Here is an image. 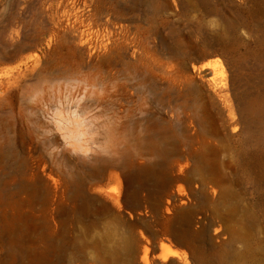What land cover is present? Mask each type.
Masks as SVG:
<instances>
[{
	"label": "rangeland",
	"instance_id": "rangeland-1",
	"mask_svg": "<svg viewBox=\"0 0 264 264\" xmlns=\"http://www.w3.org/2000/svg\"><path fill=\"white\" fill-rule=\"evenodd\" d=\"M0 189L72 208L79 264H264V0H0ZM32 223L0 264H66Z\"/></svg>",
	"mask_w": 264,
	"mask_h": 264
},
{
	"label": "bare ground",
	"instance_id": "bare-ground-1",
	"mask_svg": "<svg viewBox=\"0 0 264 264\" xmlns=\"http://www.w3.org/2000/svg\"><path fill=\"white\" fill-rule=\"evenodd\" d=\"M146 145L150 148H153V149L156 146L155 142L151 138H148L146 140ZM166 154L167 153H163L162 155L159 154V156L165 157ZM98 171L99 170H95L92 174H97ZM154 178H155V170L151 166L141 167V168L136 170L135 174L132 177L131 176L128 177V182H130L134 187V190L132 192V193H134L133 199H132V202L129 204L128 207L136 208L139 205L138 199H137L138 193L143 189L144 185L153 181ZM164 186H165L164 183L161 182L160 187L163 189ZM0 191H2V190L0 189ZM20 194H25V196H27L29 199L27 201V203H30L29 207L31 206L30 207L31 210L29 211V213H26L27 211L23 212L22 210H20L21 206L23 205L22 200H20V201L17 200V197L20 196ZM44 194L45 193H43L40 197H36L37 196L36 193H1L0 192V243H3V245L7 247L8 251H9L8 253L13 255L15 253V251H17L16 249H19L17 247L18 246L20 247L21 243L24 242L25 239H27L28 237L33 238V235L31 234L32 235L31 236L29 234L27 224H26L27 219H31L33 221V223H32V226L30 228V232L33 233L34 236L38 240H40L41 251L45 255H48L50 258H52L54 260L55 259L62 260L66 264H72L75 261H76V263H78L79 261L77 262V260L81 257V254L83 252L87 251L89 248L94 249V247L96 246L94 244L98 243V242H92V243L90 242L89 245L84 243V242H83V244H80V243L78 244L77 243V241H78L77 237L74 236V234L71 235V233H70L71 232L70 229H71L72 224L71 225L69 224L70 229H68L69 227L67 225V223H68L67 215L70 216V214H66V213H68V212H66V209L68 211L70 209L71 210H73V209L72 208L69 209L68 207L66 208V206H64V208H66L65 210L63 209V207L61 208V210H60V208L58 209L57 207L51 208L50 202H52V200L49 201L47 198L48 194H47V196ZM68 194H69V196L68 195L67 196L70 198L71 204H72V201L74 203H77V205L73 204V206H75L74 208L84 207L83 206L84 204H86V203L89 204V202H91V200L93 199V198L91 199L88 196H85L83 193H68ZM77 201H79L80 204H78ZM35 205H37L36 207H38V209H35L33 212V209H34L33 207H35ZM88 206H90V205H88ZM84 209H86V208H84ZM35 211H36V213H35ZM96 211H95V213H96ZM97 212L99 213L98 216H100V212L99 211H97ZM80 213L81 214H78V215H82V212H80ZM83 213H84V211H83ZM89 213H91V211ZM91 214L94 215L93 212ZM103 215H105V214H103ZM69 216H68V219H69ZM70 217H72V215ZM83 217H82V219H83ZM85 217H86V215H85ZM88 217L90 218V216H88ZM88 217H86V218L89 219ZM76 218H77V216H75L74 223L77 220ZM71 219H74V218H71ZM93 219H94V217H93ZM93 219H91V221ZM100 219L101 220H99V221H102V218H100ZM105 219H106V217L104 218V220ZM80 220H81V218H80ZM84 221H85V219H84ZM96 221H98L97 218H96ZM81 222H82V220H81ZM85 222H88V220ZM177 222L180 224H183V225H189L191 223V217L187 214H180L177 216ZM78 223H80V222L77 221V224H76L77 227H78ZM93 223H96V222H91L90 224H93ZM80 224L82 225L83 223H80ZM105 224L108 225V223H105ZM105 224H103V225H105ZM109 224H110V222H109ZM111 225H113V224H111ZM111 225H109V226H111ZM84 226L86 227L87 224ZM84 226H82V227H84ZM109 226L107 228H109ZM79 227H80V225H79ZM97 227H95V228H97ZM88 228H91V227H87L86 229L88 230ZM93 228L94 227L92 226L91 229L93 231H95ZM99 228L100 227H98V229ZM102 228H104V227H102ZM80 229H81V227H80ZM83 229L84 228L81 229V232H83L82 231ZM102 230H104V229H102ZM89 231H87V234L89 233ZM112 231H113V229H109V231L107 230L105 232L103 231L105 236L102 238H108ZM73 232H75V231H73ZM81 232H80V235H81ZM95 233H96V231H95ZM101 233H99V234L96 233V234L101 235ZM84 234H86V232ZM89 234H91V236L94 237V235H92L91 232ZM82 235H83V233H82ZM98 235H96V236L98 237ZM181 235L180 234L177 235V238L180 239ZM86 236H85V238H86ZM91 236H89V237L87 236V237L90 238ZM125 236L126 235L122 234L120 237V240H119V242H120L119 247L120 248H119V250H117V249L112 250V252H111L112 257H110V256H109L110 258L108 257L109 259H111V264H128L129 263L130 245H129L128 240L126 239L127 237H125ZM78 238L81 239V237H79V236H78ZM88 238H87V240H89ZM99 238H101V237L99 236ZM95 239H96V237H95ZM95 239H94V241H95ZM87 240H86V242H87ZM89 241H91V240H89ZM92 241H93V239H92ZM98 241H99V239H98ZM99 243L101 244L102 242H99ZM105 245H106V243H105ZM98 246H100V245H98ZM98 246L95 249H99ZM104 250H105V248H104ZM92 251L94 252L95 250H92ZM101 251H102V249H101ZM88 252H89V250H88ZM100 252H99V254H100ZM96 254H98V252H96ZM88 255H90V254L88 253L87 256ZM93 256H94V254H93ZM104 257H106V255ZM167 257H169V256H164L163 258L166 259ZM108 258L106 257V261ZM90 259H91V257H90ZM83 260L85 261L84 258H83ZM93 262H96V261H93ZM97 263H99V262H97ZM97 263H95V264H97ZM82 264H84V263H82ZM99 264H103V263H99Z\"/></svg>",
	"mask_w": 264,
	"mask_h": 264
}]
</instances>
